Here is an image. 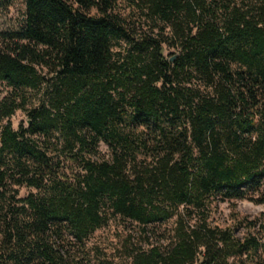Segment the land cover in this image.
Segmentation results:
<instances>
[{
  "label": "trees",
  "instance_id": "trees-1",
  "mask_svg": "<svg viewBox=\"0 0 264 264\" xmlns=\"http://www.w3.org/2000/svg\"><path fill=\"white\" fill-rule=\"evenodd\" d=\"M120 1L0 0V264H264V0Z\"/></svg>",
  "mask_w": 264,
  "mask_h": 264
},
{
  "label": "rangeland",
  "instance_id": "rangeland-1",
  "mask_svg": "<svg viewBox=\"0 0 264 264\" xmlns=\"http://www.w3.org/2000/svg\"><path fill=\"white\" fill-rule=\"evenodd\" d=\"M20 2H17L14 6H12L9 12L2 11L0 14V24L3 26L10 25L20 14L21 9ZM122 9V13L127 16H132L131 14H127L129 12V6L127 0H121L120 6ZM95 10H92L94 12ZM8 87L5 83L0 82V90L5 91ZM26 117L24 111H18L14 116L11 117V121L14 127H17L22 119ZM102 151H106V145L101 143ZM215 206L212 208L211 217L213 224H217L220 226H227L234 223V218L239 215H249L250 217L254 215H258L261 211L264 210V205L255 203L250 199H234V200H226L221 201L219 203H215ZM172 225V222L169 223ZM165 224L159 226V229L156 230L154 234L153 240H157L164 237L165 232ZM140 230V226L131 220H125L122 218H116L112 220L108 225L98 229L94 235L92 236L91 241L97 242L102 246H107L110 249L112 247L120 245L121 240L129 233L134 235L135 239H142L140 235H138V231ZM245 229H238L236 232L240 235L244 233ZM122 252V251H119Z\"/></svg>",
  "mask_w": 264,
  "mask_h": 264
},
{
  "label": "water",
  "instance_id": "water-1",
  "mask_svg": "<svg viewBox=\"0 0 264 264\" xmlns=\"http://www.w3.org/2000/svg\"><path fill=\"white\" fill-rule=\"evenodd\" d=\"M174 57H175V56H172V57L170 58V60H173V59H174Z\"/></svg>",
  "mask_w": 264,
  "mask_h": 264
}]
</instances>
